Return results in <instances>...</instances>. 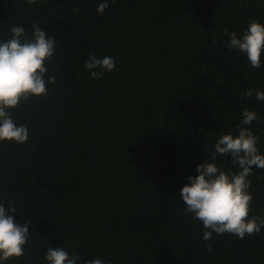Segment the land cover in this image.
<instances>
[{"label":"trees","instance_id":"16d2710c","mask_svg":"<svg viewBox=\"0 0 264 264\" xmlns=\"http://www.w3.org/2000/svg\"><path fill=\"white\" fill-rule=\"evenodd\" d=\"M100 2L0 0V42L33 25L56 41L45 75L56 83L11 110L28 140L0 142V204L31 221L24 255L3 264H48L49 247L77 264H264V228L204 241L180 197L245 107L264 155V102L240 95L264 91V56L254 69L222 35L264 24V0H108L99 14ZM90 56L116 67L94 79ZM215 163L239 170L227 155ZM248 179L250 215L264 216V169Z\"/></svg>","mask_w":264,"mask_h":264},{"label":"clouds","instance_id":"9594fccd","mask_svg":"<svg viewBox=\"0 0 264 264\" xmlns=\"http://www.w3.org/2000/svg\"><path fill=\"white\" fill-rule=\"evenodd\" d=\"M36 0H28L29 4ZM109 7L108 0L98 4L97 12L103 14ZM222 35L229 37V47L244 53L254 69H259L264 56V24L253 20L242 35L224 30ZM56 41L46 35L39 25L32 26L29 37L22 26H11L10 36L0 42V142L14 141L25 143L29 130L25 125H17L11 117V110L22 101L31 97L46 95L49 83H56L53 74L45 79L48 73L46 63L54 56ZM92 78L100 79L105 72H112L116 63L114 58L105 56L102 59L90 56L85 63ZM243 98L264 102V91L248 89L240 94ZM258 119L255 111L245 107L242 111L241 126L238 133L221 134L215 142L212 162L197 166L196 176H189V183L181 189L184 211L194 214V219L202 222L203 240L210 241L213 233L230 234L240 239L246 235L257 234L264 228V216L250 215L253 196L249 189L253 167L264 169V155L257 148L259 137L254 134L250 125ZM231 157L232 163L238 166V172H227L215 163L218 156ZM12 213L15 207H7ZM6 207L0 204V264L24 255L29 242L31 221L24 226L18 224L12 215L6 214ZM212 250L211 243L206 245ZM45 259L48 264H77L78 256H69L61 247H49ZM87 264H102L99 258Z\"/></svg>","mask_w":264,"mask_h":264}]
</instances>
